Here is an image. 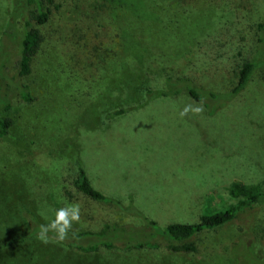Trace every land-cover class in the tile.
<instances>
[{
    "label": "rangeland",
    "instance_id": "374dc122",
    "mask_svg": "<svg viewBox=\"0 0 264 264\" xmlns=\"http://www.w3.org/2000/svg\"><path fill=\"white\" fill-rule=\"evenodd\" d=\"M79 1L70 2L68 19L83 10L81 5L105 7L119 28L121 49L96 81L70 75L58 55L43 54L40 66L20 78L34 97L31 102L15 96L13 83H2L0 119L9 116L14 122L0 138V244L27 232L22 208L46 224L70 203L81 205L73 231L104 232L109 226L112 239L150 240L144 218L119 209L110 217L106 204L72 186L78 164L88 178L91 171L100 173L107 197L126 185L136 190L123 195L122 204L136 207L158 228L196 223L204 214L224 210L234 201L226 191L232 182L259 184L264 191V69L227 96L241 64L263 46L258 38L264 36V0ZM12 5L13 0H0V29ZM15 47L5 36L0 61L9 60ZM207 68L210 72L193 85L222 95L198 101L184 89L172 94L184 85L167 84L168 76ZM5 71L14 74L10 64ZM148 88L171 93L148 96ZM149 99L157 100L130 106ZM3 100L10 102L9 109ZM193 102L202 104L203 112L182 118L180 112ZM109 104L130 107L115 116L108 113ZM108 116L117 120L109 123ZM151 233L159 237L152 228ZM36 236L0 247V264H264V204L192 236L188 241L203 247L198 256L152 242L143 248L123 249L117 242L83 251L54 241L44 244Z\"/></svg>",
    "mask_w": 264,
    "mask_h": 264
},
{
    "label": "trees",
    "instance_id": "16d2710c",
    "mask_svg": "<svg viewBox=\"0 0 264 264\" xmlns=\"http://www.w3.org/2000/svg\"><path fill=\"white\" fill-rule=\"evenodd\" d=\"M71 1L13 0L6 27L0 36V49L2 45L4 46V38L7 35L12 37V42L16 47L14 54L9 60L0 61V70H3L0 73V89L2 83L8 80L13 83L15 96L25 102L34 100V97L28 91V85L21 82L20 78L31 73L35 67L40 66L43 54L50 53H54L61 58V65L69 69V74L72 76H77L84 81H96L102 77V68L108 66L111 61L117 58L120 52L122 42L119 28L115 25L105 7L91 8L88 5H81L83 10L69 20ZM190 1L193 4L197 3V0ZM228 1H230V4L234 2L233 0ZM86 2L89 1H79L80 4ZM54 21L60 22H57L55 27L48 28L47 26H51L50 23ZM19 22L22 24L21 30L17 29ZM258 27L260 30L263 26L259 24ZM258 41L263 44L262 48L258 49L251 59L241 64L238 70L237 83L227 92V96H234L239 93L248 85L257 69H264V36L259 37ZM8 64L14 69V74L10 77L5 71ZM209 72L210 69L208 68L204 71L189 70L184 74H177L174 78L168 76L166 80L169 85H184L182 88L173 90L172 94L184 89L191 98L201 101L205 98L222 95L217 94L216 96L213 91H199L193 85L194 81L197 82L203 74H208ZM147 90L148 96L171 93V91L153 92L151 88ZM134 91L137 92L139 90L134 87ZM3 102L4 108L9 109L11 106L10 102H5L4 100ZM126 109L127 107L120 108L111 114L115 115ZM13 122V119L9 116L0 119V138L7 133ZM71 177V184L78 192L86 198L103 202L107 205L108 211L111 213L110 217L118 209L131 212L144 218L147 226L157 231L159 235L158 238H153L150 228L149 231H146L150 240L133 241L130 238L124 239L123 237L121 239H112L115 232L111 231L109 226H107V231L104 232H97L91 229L75 232V238H71L72 233L70 232V238L62 243L83 251L97 250L100 245L113 247L117 242L122 244L123 249L143 248L146 244L152 242L151 246L153 245L159 249L198 256L203 247L199 242L188 241L192 236L204 229H213L231 221L240 211L256 203L264 204V191L261 190L259 184H244L235 181L227 188L228 196L234 201L228 204L224 210L204 214L196 223H170L164 228H158L153 220L146 218L136 207L132 205L124 206L118 199L107 197L94 188L81 165L78 164L76 166V172ZM21 215L27 224V232L0 244V247L37 235L39 226L42 223L35 217V214L26 208H22ZM87 220L92 221L91 217H88ZM122 229L127 228L123 227ZM96 238L99 241H96Z\"/></svg>",
    "mask_w": 264,
    "mask_h": 264
},
{
    "label": "clouds",
    "instance_id": "9594fccd",
    "mask_svg": "<svg viewBox=\"0 0 264 264\" xmlns=\"http://www.w3.org/2000/svg\"><path fill=\"white\" fill-rule=\"evenodd\" d=\"M202 112L203 105L193 102L192 104L185 105L180 112V116L183 118L189 113L199 115ZM80 213L81 205L79 203L66 204L64 207L56 209L54 218L48 223L39 226L36 238L44 244L53 241L62 243L70 238V232L72 233L71 238H75L76 233L73 231V225L80 222Z\"/></svg>",
    "mask_w": 264,
    "mask_h": 264
},
{
    "label": "crops",
    "instance_id": "0c3cea01",
    "mask_svg": "<svg viewBox=\"0 0 264 264\" xmlns=\"http://www.w3.org/2000/svg\"><path fill=\"white\" fill-rule=\"evenodd\" d=\"M5 9H6V11H5V20H6V17H7V14H8V11H9V5H8V7L6 6L5 7ZM3 25H4V23H3ZM4 29H5V26H3L1 29H0V36L2 35V33H3V31H4ZM184 97H187V95H183ZM147 98V97H146ZM156 100L157 99H149V101L147 102V103H143V101H139L138 103H136V104H133V105H130V106H133V108H138V107H140V106H142V105H146V104H148V103H150V102H156ZM160 100H162V99H160ZM146 101V100H145ZM109 105H111V104H109ZM130 106H123V107H115V106H108V108H107V110H108V113H112V112H114V111H116V110H119L120 108H126V107H130ZM133 108H131V109H133ZM123 114V113H122ZM115 116H118V115H116L115 114ZM121 116H125V115H121ZM117 120V118H114V117H111V116H108V120H107V122H109V123H113V122H115ZM91 173H92V175L93 176H89V180H90V182H91V184H92V186L95 188L96 187V189L97 190H99V191H101L104 195H106L105 193L106 192H109V190L107 189V188H105V187H107L106 186V184L105 183H103L102 185H101V183H99L100 181L98 180V177L100 178V173H97V172H93V171H91ZM88 174V173H87ZM86 174V175H87ZM88 177V176H87ZM98 183H99V185H98ZM147 185H150V183H146ZM134 185L137 187V186H143L142 184H141V182H139V183H135L134 182ZM136 190H131L130 189V187L129 186H125V190H121L120 188H117V189H114L113 191H111L112 192V194H113V196H112V198H114V199H118L119 201H121V203H123V202H125V201H123V195H125V197H127L128 196V194H130V193H132V192H135ZM227 191V190H226ZM138 193V192H137ZM137 195V194H136ZM135 201H137L138 199H137V197L135 196L134 198H133ZM87 217H89L88 215H87ZM90 218V217H89ZM91 218H92V216H91ZM89 222H91L90 220H88ZM89 224V223H88ZM89 228H87V230H88ZM94 229V228H93ZM95 230V229H94ZM74 232H78V231H74Z\"/></svg>",
    "mask_w": 264,
    "mask_h": 264
}]
</instances>
